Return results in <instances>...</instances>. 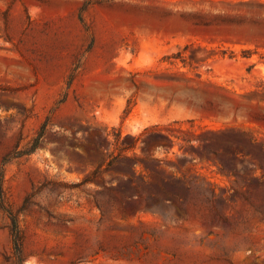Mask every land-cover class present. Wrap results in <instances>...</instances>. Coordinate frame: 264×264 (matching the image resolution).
<instances>
[{
	"label": "rangeland",
	"instance_id": "1",
	"mask_svg": "<svg viewBox=\"0 0 264 264\" xmlns=\"http://www.w3.org/2000/svg\"><path fill=\"white\" fill-rule=\"evenodd\" d=\"M47 119L3 171L23 264H264V0H0V166ZM174 121L195 147L150 148L160 175L83 183L106 126ZM0 264H16L1 202Z\"/></svg>",
	"mask_w": 264,
	"mask_h": 264
},
{
	"label": "trees",
	"instance_id": "2",
	"mask_svg": "<svg viewBox=\"0 0 264 264\" xmlns=\"http://www.w3.org/2000/svg\"><path fill=\"white\" fill-rule=\"evenodd\" d=\"M72 80V77L70 81ZM48 123V119L44 122V124L41 126L40 131L36 135V137L33 139L31 145L29 148L24 150L15 151L12 154H8L4 156L1 160V166H0V202L2 206L5 208L6 212L8 213L9 219L11 221V235H12V243H13V250L14 255L16 258V264H23V258H22V249H21V229L19 225L18 220V213L12 211L11 209L6 207L5 201H4V165L9 162L13 158L20 157L24 154H30L35 152L41 142L42 138L45 133L46 125ZM178 124L177 121L170 122L167 125H160L156 124L150 127H147L144 132H142L139 135H134L132 133H126L124 134L122 129L120 127H109L106 126L102 132H101V138L109 143L108 147V157L107 160L102 164L99 165L90 175H88L84 180L83 183L90 182L92 180H95L98 176H100L104 171H108L112 169L113 166L119 165L127 170H130L132 172H136V167L139 165L143 167L145 170L151 171V173H155L156 175L159 174V165L162 163L163 159L148 154V150L152 147H166L168 144L171 145L173 148L177 143H179L181 140H184V143L180 145V149L187 147L194 148L195 145L193 143V139L191 137H185L184 132L186 129L182 127H178L179 131L183 134L176 133L175 125ZM207 126L201 127L202 132L206 131ZM211 130L214 134H220L223 133V130L220 129H208ZM144 134H148L149 140L143 141L141 144V138ZM206 140V139H205ZM101 147V145H99ZM141 147L142 151L144 152L143 156L137 155V149ZM166 153L169 152V150L166 149ZM203 155H206L209 159L212 155H218V150L208 147L203 153ZM232 159L229 161V166L231 169H229V175L234 174V170L232 167L233 164V154L231 153ZM183 159H185V155L182 156ZM215 163H217L218 167L222 171L228 170L226 165L223 163H220V161L213 159ZM168 163H172V160H167ZM104 166V168H103ZM164 184L162 186H159L160 190L166 194L167 196L171 198L179 197L178 193H176L173 189L175 188V185L172 181H166L163 180ZM168 187L173 188V191H170L167 189ZM187 187V186H186Z\"/></svg>",
	"mask_w": 264,
	"mask_h": 264
}]
</instances>
